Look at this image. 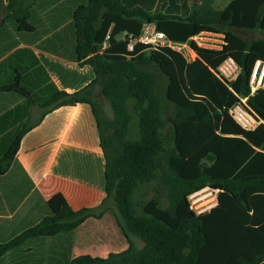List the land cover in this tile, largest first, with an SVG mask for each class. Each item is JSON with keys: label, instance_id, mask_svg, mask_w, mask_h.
I'll use <instances>...</instances> for the list:
<instances>
[{"label": "trees", "instance_id": "1", "mask_svg": "<svg viewBox=\"0 0 264 264\" xmlns=\"http://www.w3.org/2000/svg\"><path fill=\"white\" fill-rule=\"evenodd\" d=\"M214 1L85 0L73 13L75 51L81 64L93 67L94 79L45 102L22 84L19 71L0 86L25 95L30 106L28 121L0 157V174L17 159L23 136L49 112L87 102L105 157L106 192L98 205L78 209L63 193L54 194L47 215L0 241V257L28 238L69 232L112 210L128 247L105 257L81 254L70 264H264V122L245 129L229 113L247 96L264 119V88L251 94L249 85L255 62L264 59V36L237 32L264 33V0H232L224 8ZM36 2L0 0V29L15 21L20 30L34 31ZM145 23L173 40L190 41L196 56L142 42L128 50L130 35H140ZM203 30L224 32L226 44L199 46L191 37ZM227 56L241 65L231 87L214 71ZM154 69L166 79L164 93ZM97 88L112 116L97 100ZM152 183L156 193L136 202L141 186ZM205 186L217 190V203L199 213L189 195Z\"/></svg>", "mask_w": 264, "mask_h": 264}, {"label": "crops", "instance_id": "2", "mask_svg": "<svg viewBox=\"0 0 264 264\" xmlns=\"http://www.w3.org/2000/svg\"><path fill=\"white\" fill-rule=\"evenodd\" d=\"M231 1L215 0L214 5L224 8ZM84 2L37 0L31 18L34 31L6 22L0 29V86L13 82L19 71L22 84L45 102L59 90L73 92L91 82L93 67L81 64L75 51L73 13ZM252 32L258 35L252 38L264 36ZM98 90L96 96L101 95ZM29 117L25 95L0 91V157ZM58 192L75 209L98 205L105 197V157L90 103L57 107L23 136L17 159L0 174V241L47 215L48 200ZM128 245L115 213L108 210L72 231L28 238L3 254L0 264H70L81 254L105 257Z\"/></svg>", "mask_w": 264, "mask_h": 264}, {"label": "built area", "instance_id": "3", "mask_svg": "<svg viewBox=\"0 0 264 264\" xmlns=\"http://www.w3.org/2000/svg\"><path fill=\"white\" fill-rule=\"evenodd\" d=\"M191 38L199 46L206 48L221 49L226 44V35L222 31L203 30ZM139 42L154 47L168 46L180 51L186 57L188 52L192 55L195 52L190 45V41L181 42L171 39L165 31L157 29L155 23H145L142 33L138 36L130 35L127 45L128 50H134ZM106 45L107 41L104 42V46ZM214 71L218 77L231 87L232 83L238 78L241 72V65L233 56H227L220 62ZM249 85L251 94L264 88V59H258L255 62L250 76ZM247 98V96L241 97L239 101L235 102L229 108V113L241 127L245 129H255L264 122V119L250 106ZM214 192L218 193L217 190L212 189L209 186H205L192 192L189 195L191 207L199 213L209 210L211 207H208V209L205 207L204 197L207 195H213Z\"/></svg>", "mask_w": 264, "mask_h": 264}, {"label": "rangeland", "instance_id": "4", "mask_svg": "<svg viewBox=\"0 0 264 264\" xmlns=\"http://www.w3.org/2000/svg\"><path fill=\"white\" fill-rule=\"evenodd\" d=\"M239 31L249 37L252 38L253 36H258L257 34H254L252 31L251 32H247L243 29H239ZM194 52V51H193ZM196 56V52L192 54H189V52L187 53V58L188 59H193ZM154 71L156 72V74L158 75V79H159V88L161 93L165 92V88H166V79L161 75V73L159 72L158 69H154ZM97 100L100 101L102 109L104 110V112L106 114H108L109 116L113 115V110L111 108V105L109 103V101L101 94V95H97L96 96ZM156 193V189L154 186V183L149 184V185H142L141 188L139 189V191L137 192L136 196H135V200L136 202H142L147 198H150L151 196H153ZM162 196L164 198V193H162ZM217 198V193L214 192L213 195H207L204 197V203H205V207H213L217 202L216 200ZM137 243L139 245L143 244V241L140 238H135Z\"/></svg>", "mask_w": 264, "mask_h": 264}]
</instances>
